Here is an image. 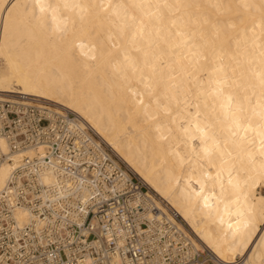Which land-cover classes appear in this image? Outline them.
I'll return each mask as SVG.
<instances>
[{
  "label": "bare ground",
  "instance_id": "6f19581e",
  "mask_svg": "<svg viewBox=\"0 0 264 264\" xmlns=\"http://www.w3.org/2000/svg\"><path fill=\"white\" fill-rule=\"evenodd\" d=\"M13 94L75 112L218 264H264V0H0Z\"/></svg>",
  "mask_w": 264,
  "mask_h": 264
},
{
  "label": "built area",
  "instance_id": "2783aa9c",
  "mask_svg": "<svg viewBox=\"0 0 264 264\" xmlns=\"http://www.w3.org/2000/svg\"><path fill=\"white\" fill-rule=\"evenodd\" d=\"M33 100L0 97V139L8 145L0 144V167L17 151L35 150L13 164L0 190V264H218L90 125ZM18 209L28 210L26 221L17 220Z\"/></svg>",
  "mask_w": 264,
  "mask_h": 264
},
{
  "label": "rangeland",
  "instance_id": "374dc122",
  "mask_svg": "<svg viewBox=\"0 0 264 264\" xmlns=\"http://www.w3.org/2000/svg\"><path fill=\"white\" fill-rule=\"evenodd\" d=\"M15 95H17V94H13V95H9V96H6V97H15ZM43 99H46V98H43ZM28 100H30V99H28ZM48 100V99H47ZM34 102H37V103H43V104H48V105H51V106H53V107H56V108H64V107H62L61 105H59V104H57V103H55V102H53L52 103V101L51 102H48V101H38V100H33ZM56 105V106H55ZM81 119V118H80ZM82 120V119H81ZM83 121V120H82ZM100 136V135H99ZM102 138V137H101ZM103 139V138H102ZM104 140V139H103ZM111 148V147H110ZM112 149V148H111ZM115 153V152H114ZM116 154V153H115ZM121 160V159H120ZM122 161V160H121ZM123 162V161H122ZM123 164L127 167V168H129L134 174H136L127 164H125L124 162H123ZM137 176H138V174H136ZM139 178H140V176H138ZM141 179V178H140ZM145 183V182H144ZM147 185V184H146ZM151 191V190H150ZM263 192H264V189L262 190ZM151 193H154L153 191H151ZM155 194V193H154ZM157 195V194H156ZM158 196V195H157ZM159 197V196H158ZM160 198V197H159ZM160 199H162V198H160ZM166 201V200H165ZM186 226H187V224H186ZM188 227V226H187ZM191 232V231H190Z\"/></svg>",
  "mask_w": 264,
  "mask_h": 264
},
{
  "label": "snow or ice",
  "instance_id": "6c2138e0",
  "mask_svg": "<svg viewBox=\"0 0 264 264\" xmlns=\"http://www.w3.org/2000/svg\"><path fill=\"white\" fill-rule=\"evenodd\" d=\"M260 232L261 233H264V225L261 226V229H260ZM259 238V236H257V239ZM256 241L254 240L253 241V244L255 243ZM249 251H251V248L249 249Z\"/></svg>",
  "mask_w": 264,
  "mask_h": 264
}]
</instances>
